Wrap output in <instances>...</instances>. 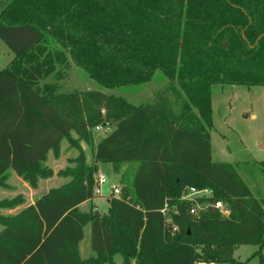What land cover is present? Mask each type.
<instances>
[{"label": "trees", "instance_id": "1", "mask_svg": "<svg viewBox=\"0 0 264 264\" xmlns=\"http://www.w3.org/2000/svg\"><path fill=\"white\" fill-rule=\"evenodd\" d=\"M0 39L14 54L0 70V186L11 168L36 187L53 175L45 161L62 139L78 149L58 171L66 183L0 213V264H115V254L122 264H241L232 254L242 244L256 245L263 264L264 192L256 197L230 164L212 160L208 132L213 84L264 86V0H0ZM69 61L106 88L160 70L186 102L175 112L162 92L136 105L41 84ZM109 122L88 163L80 141L93 145L92 129ZM98 162L125 184L107 211H82ZM256 165L264 176V161ZM188 186L212 188L226 213L210 203L191 214L180 200ZM20 202L0 200V209ZM87 224L94 255L81 258Z\"/></svg>", "mask_w": 264, "mask_h": 264}, {"label": "rangeland", "instance_id": "2", "mask_svg": "<svg viewBox=\"0 0 264 264\" xmlns=\"http://www.w3.org/2000/svg\"><path fill=\"white\" fill-rule=\"evenodd\" d=\"M13 55L9 47L0 39V70L8 64ZM61 68L63 74L60 79H56L55 75H50L41 81V84L44 82L54 83L56 91L62 93L100 91L106 95L121 96L136 105L151 102L158 92H162L169 97L171 109L175 112L180 111L186 102L180 87L178 85L171 86L160 70H156L153 78L144 84L106 88L90 79L72 61H69L67 67L61 66ZM211 119L212 127L208 134L212 160L230 164L242 181L251 189L253 195L256 197L262 196L264 176L260 173L256 164L264 161V86L213 84L211 87ZM113 127L114 123L109 122L99 129L93 128V144L94 141L97 142V140L108 134ZM72 136L76 137V134L72 133ZM80 144L86 154L87 162L91 163L93 145L86 144L83 141H80ZM77 154L78 149L71 146L68 140L62 139L59 156L55 157L52 152H49L45 161V164L52 169L53 175L48 178H40L36 187L29 186L13 169H8L7 186H0V200L20 196L22 202L12 208H1L0 213L3 215L16 214L25 207L26 199H34L46 191L47 188L58 187L66 183L70 177L62 176L58 174V171L67 166H73L74 164L69 159ZM132 169L133 165L127 166V175H130ZM101 174L106 178V182L101 186V194H94L92 200L94 204H97L96 206L100 212H105L108 205L106 197L111 196V188L118 186L121 192L125 183L120 181L121 172L116 171L110 162H98V170L94 174V180ZM120 195L119 193L116 196L120 197ZM91 206L96 208L95 205L87 202L80 209L87 211ZM89 241L90 230L89 224H87L84 227V237L79 244L81 258L94 255ZM256 250V245L242 244L234 248L232 255L241 264H260L259 255L252 256ZM261 252L264 258V249ZM114 261L115 264H122V256L115 254ZM129 264H135L134 259H130ZM205 264L233 263L206 262Z\"/></svg>", "mask_w": 264, "mask_h": 264}, {"label": "built area", "instance_id": "3", "mask_svg": "<svg viewBox=\"0 0 264 264\" xmlns=\"http://www.w3.org/2000/svg\"><path fill=\"white\" fill-rule=\"evenodd\" d=\"M103 125H98L94 127V129H99ZM106 182V178L104 175H98L95 180L94 186V194H101V186ZM111 193L113 195H118L120 193V189L118 186H113L111 188ZM214 192L210 187L197 188L195 186L186 187L181 195L180 200L186 201L190 204V213L198 214L200 211L205 210L207 206L211 203L215 208L220 209L222 212L226 213L224 210V204L221 200H210L213 198ZM161 212L165 215L168 213V207L165 206L161 209ZM169 216H167V220H169Z\"/></svg>", "mask_w": 264, "mask_h": 264}, {"label": "crops", "instance_id": "4", "mask_svg": "<svg viewBox=\"0 0 264 264\" xmlns=\"http://www.w3.org/2000/svg\"><path fill=\"white\" fill-rule=\"evenodd\" d=\"M252 117H254V115H252ZM101 139V138H100ZM99 139V140H100ZM99 140H97V142L99 141ZM97 142H95L94 141V144H93V146L97 143ZM37 185H38V183H37ZM52 188V187H51ZM50 189V187L49 188H47L46 189V191H44V192H42L41 194H39L36 198H38L39 196H41L43 193H45V192H47L48 190ZM115 197H117L116 195H114ZM36 198H32V199H26V205H25V207L26 206H28L29 204H32L33 202H34V200L36 199ZM109 198L110 197H106V201H107V203H108V205H107V209H108V206H109ZM87 202H90V204H93V205H97V204H94L93 203V200L91 199V200H88V201H84V202H82L81 204H79V208L83 205V204H86ZM96 208L98 209V207L96 206ZM107 211V210H106ZM90 242V241H89ZM237 247V246H236ZM210 263H212V262H210ZM197 264H205V262H199V263H197Z\"/></svg>", "mask_w": 264, "mask_h": 264}]
</instances>
